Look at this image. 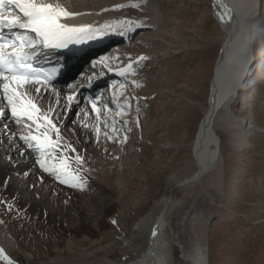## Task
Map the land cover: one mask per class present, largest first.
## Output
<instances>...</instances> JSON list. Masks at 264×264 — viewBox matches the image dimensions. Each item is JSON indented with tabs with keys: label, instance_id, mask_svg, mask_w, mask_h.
<instances>
[{
	"label": "bare ground",
	"instance_id": "1",
	"mask_svg": "<svg viewBox=\"0 0 264 264\" xmlns=\"http://www.w3.org/2000/svg\"><path fill=\"white\" fill-rule=\"evenodd\" d=\"M88 1L44 0L59 4L71 14L60 20L66 26L79 28L85 23L98 28L104 24L113 29L116 22L127 23L122 34L134 28L130 36L112 40V55L125 53L128 57L127 64L120 66L116 61L107 62V59L110 61L113 58L100 53L111 43L110 38L103 45L98 41L93 43L101 45L93 52L96 62L102 65V60L114 65H109L112 69H102V73L94 75L105 81L108 88L104 109L95 101L79 103L76 95L70 94L69 90L65 91L61 86L29 84L27 88L30 90L28 98L41 109L37 115L48 114L62 137L55 156L45 157L46 166L57 165L58 169L60 160L68 158L67 161L72 162L75 168L74 175L77 170L90 178L89 185L96 190L93 188L95 193L90 191L92 196L89 194V198L99 208L100 217L105 216L106 219L100 218L96 228L87 224L88 208L79 204L81 196L78 194L82 192V188L61 183L54 172H46L41 168L38 163L40 152L34 147L30 148L20 138L29 135L30 131L33 135L40 133L35 131L34 124L31 129L27 127L31 121L26 118L21 123L16 122L0 89V109L6 113L0 117V191L28 214L47 223L51 229L69 234L63 241L46 243L45 250L39 248L42 254L39 255L38 250H27L16 240L9 223L0 215V264H213L209 256V225L210 216L217 210L224 196L226 159L223 153L226 147L237 152L252 151L254 155H258L257 151L264 153V126H258L252 117L234 114L231 108L242 85L246 84L249 72L257 64L254 59L264 56V28L261 26V8L258 7L261 0H211L213 15L220 28L215 35L204 39L196 47L200 50H213L219 45L220 52L212 70L208 98L205 102L188 100L192 111L200 110L202 117L190 141H181L176 146L163 139L160 141L161 146L158 147L165 152L175 149L178 152L187 151L184 157L176 159V165L169 167L170 169L164 163H157V154L153 151L155 141L152 138L147 135V138L137 137V162L146 173L142 181L149 184V187L146 189V198L142 201L134 196L137 182L128 181L125 184L127 193L123 195L129 200L133 194L131 201L136 210L134 217H127V224L123 223L119 204L110 197L115 187L112 181L114 174L106 173L102 168L106 163L103 159H98L97 155L103 151L105 144L111 142L109 130L125 133L128 121L139 126V105L153 104L155 92L150 90L149 80L147 85H143L142 80L133 76L132 62L140 61L146 65V51L140 50L137 55L133 54L134 48L132 50L124 43L134 35H138L140 43L158 41V36L144 31L156 23H161L167 29L169 21L160 19L161 13L166 10L159 5L158 0H125L117 3L114 2L122 0H109L90 11L84 10L85 5H92ZM166 1L171 3L170 0ZM66 6H75L76 11ZM10 10L14 15H22L14 6ZM176 10L179 11V7ZM8 11L6 8L5 14ZM171 13L167 11V16ZM180 24L181 22L176 21L169 29L158 33H161L162 38H169L168 32L179 30ZM16 32L31 34L19 29ZM176 41L177 44L180 43V36ZM128 65H131L130 70ZM137 67L142 68L139 65ZM115 71H119V74L115 75ZM168 71L167 68L162 69L160 78L165 87L161 90L165 94L169 91L176 94L182 84L177 82V76ZM121 72L124 74L121 75ZM123 80L130 82L132 88L126 91ZM36 87L40 88L39 94L31 91ZM162 92L159 93L163 95ZM69 97L72 99L69 100ZM124 104L129 105L130 110L124 111ZM64 105L68 114L59 117ZM93 105L99 113L93 110ZM70 107L77 112L71 113ZM40 123L46 124L45 121ZM16 126H21L23 131ZM45 130L41 128L40 132ZM90 133L95 134V137L98 135L97 139L103 136L102 141L105 143H101L99 151L91 146L88 147L89 150L82 146L80 137L83 141L88 138L87 142L94 140ZM49 134L55 140L56 133ZM128 150L127 146L124 147L125 153ZM76 156L82 157V165L76 162ZM94 156L96 158L92 159ZM155 165L159 168L154 175L152 168ZM71 183L76 184L77 181ZM62 200L66 201L65 204L71 203L68 204L71 206L69 212L66 207L63 209L61 206ZM70 212L76 215V223L65 220V215L69 217ZM114 213H117L122 231L110 224V217Z\"/></svg>",
	"mask_w": 264,
	"mask_h": 264
},
{
	"label": "rangeland",
	"instance_id": "2",
	"mask_svg": "<svg viewBox=\"0 0 264 264\" xmlns=\"http://www.w3.org/2000/svg\"><path fill=\"white\" fill-rule=\"evenodd\" d=\"M89 1L93 6L87 4L84 6V10L90 11L109 0ZM123 1L125 0L115 1L114 3ZM170 1L171 3L166 0H158L159 5L166 10L161 13L160 19H167L169 28L176 21L181 22L180 26L178 25L179 30L169 31L170 37L162 38L161 33L158 32L164 30L165 27L161 23H156L151 28L146 29L144 33L158 36V41L140 43L137 39L138 35H134L124 43L132 50L134 48L133 54L137 55L140 50L146 51H144L148 61L146 65L140 61L132 62L133 76L142 80L143 85H147V80H149L151 83L149 85L150 90L156 93H153V104L142 103L139 105V126L133 125L132 121H128L124 134L118 130H110L111 142L105 144L103 151L97 155L98 159H103L106 163L102 166L106 173L114 174L112 181L115 187L110 197L119 204L118 208L123 213L122 220L124 224L128 223V216L134 217L136 215L133 201H131L133 194L129 200L125 199L123 195V193H127L125 184L128 181L137 182L134 196L142 201L146 198V189L149 187V184L147 185L142 181L146 173L137 162L138 155L135 145L137 137H146L147 135L155 141L153 151L157 154V163H164L168 169L176 165L177 158L185 156L186 150L178 152L175 149L165 152L158 146H161L160 141L162 139L170 144L172 143V146H176L181 141H190L194 136L202 112L200 110L192 111V106H190L188 100L194 99L205 102L208 98L210 78L220 50L219 45L214 47L213 50H200L196 47L204 39L215 35L220 28L219 23L213 17L211 0ZM74 7L66 6V8L76 11ZM176 7H179V11L176 10ZM258 7L261 8V26L264 28V0L259 2ZM167 11L172 12L174 15L171 13L167 16ZM178 36H180L179 45L176 41ZM112 48L113 46H108L101 51L102 55L104 53L105 56L113 58H110V61L107 59V62L116 61L120 66L127 64L128 57L125 56V53H121L122 55L116 54L117 56L112 55ZM211 50L214 52L213 55ZM115 57H117V60H114ZM163 58L165 59L163 60ZM254 60L257 64L255 63L256 65L249 72V78L245 81L246 84L242 85L238 97L232 102L231 108L234 114L252 117L258 126H264V56H257ZM138 65L142 68L138 69ZM164 68L177 76V82L182 84L183 88L177 90L176 94L170 91L166 94L162 92L165 83L160 75ZM123 84L126 91L132 88L130 82ZM157 92H162L163 95L161 93L157 94ZM128 106L125 104L124 111L130 110ZM248 111L250 113H247ZM62 112H59V117L64 114V110ZM16 127L23 131L21 126ZM91 135L95 141L87 142L88 138L83 141L82 137L79 140L84 148L86 146V149L89 150L88 147L91 146L94 150L99 151L101 143L104 141L103 136L101 135L102 138L97 139L98 135L96 137L95 134ZM126 146L129 148V152L125 153L124 147ZM257 153L258 155L256 153L254 155L252 151L237 152L230 147H226L223 153L226 159L224 196L222 202L218 204L217 210L210 216L209 225V256L213 264H264V179L262 178L264 177V153L263 151H257ZM67 163L70 165L69 171L74 173L75 168L72 162L67 161ZM158 168V165L152 168L154 175ZM166 168L164 171H166ZM76 175L80 178L76 184L82 188V192L78 194L81 196L79 204L86 209L88 208V214L86 213L89 216H86L88 218L87 224L96 228L100 218L106 219L105 216L100 217L99 208L95 207L89 198V194L92 196L91 193H95L94 190L96 189L93 187V190L92 186L89 185L90 178L83 175L81 171L76 170ZM70 184L73 185V183ZM65 202L62 200L63 204L61 203V206L63 209L66 207L69 212L71 206L69 207L68 204L71 205V203L67 202L65 204ZM21 208L7 194L0 191V215L9 223L16 240L27 250H38L39 255H42L39 250L41 248L45 250L46 243L63 241L68 237V233L51 229L47 223L39 221L28 214L24 208ZM63 214L65 213L63 212ZM113 216L110 217V224L122 231L117 213H114ZM64 218L68 223H76L77 219L73 212L69 213V217L65 215ZM119 230L117 232H120Z\"/></svg>",
	"mask_w": 264,
	"mask_h": 264
},
{
	"label": "snow or ice",
	"instance_id": "3",
	"mask_svg": "<svg viewBox=\"0 0 264 264\" xmlns=\"http://www.w3.org/2000/svg\"><path fill=\"white\" fill-rule=\"evenodd\" d=\"M11 6L18 9L22 15H14L10 10ZM132 6L135 7L136 5ZM6 8L9 9L7 14H5ZM70 15L59 4L44 2V0H0V28L19 29L34 33L36 37V39H32L17 34L15 41L4 40L0 37V81H3L0 84V89L3 91V98L7 101L11 116L16 122L21 123L26 118L31 121L27 127L31 129L34 124L35 131L40 133L33 135L30 131L29 135L20 138L28 143L30 148L34 147L40 152L41 158L38 163H40L41 168L46 172H54L61 183L79 181L80 178L69 171L68 158L60 160L58 169L57 165L46 166L45 157L55 156V150L59 148L62 137L49 115H37L41 109L32 99L28 98L30 90L27 85L39 84L41 82L39 77L41 76L47 82L49 76L39 69L32 68L27 62L35 55L34 49L38 45L45 48H62L67 47L69 43H80L86 38H94L95 33L89 29L68 27L60 23L61 18H68ZM85 33L87 36L82 35ZM7 49H11V51H7ZM130 69L131 65H128V70ZM120 74L123 75L124 73L121 72ZM31 91L39 94L40 88L36 87ZM71 99L69 97V100ZM93 110L99 113L95 105H93ZM50 111L51 109H49ZM4 115H6L5 111L0 109V117ZM40 121H45L46 124H42ZM41 128L46 130L40 132ZM50 132L56 133L55 140L52 139ZM33 141L35 144L32 143ZM75 160L82 165V157L76 156ZM72 186L77 185L73 184Z\"/></svg>",
	"mask_w": 264,
	"mask_h": 264
}]
</instances>
